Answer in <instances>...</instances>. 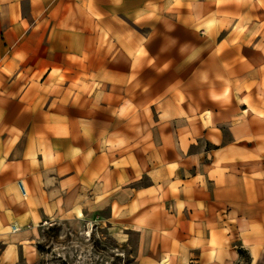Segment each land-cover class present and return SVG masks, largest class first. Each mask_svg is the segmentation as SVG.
Instances as JSON below:
<instances>
[{"label": "crops", "instance_id": "obj_1", "mask_svg": "<svg viewBox=\"0 0 264 264\" xmlns=\"http://www.w3.org/2000/svg\"><path fill=\"white\" fill-rule=\"evenodd\" d=\"M61 216L264 264V0H0V244Z\"/></svg>", "mask_w": 264, "mask_h": 264}, {"label": "rangeland", "instance_id": "obj_2", "mask_svg": "<svg viewBox=\"0 0 264 264\" xmlns=\"http://www.w3.org/2000/svg\"><path fill=\"white\" fill-rule=\"evenodd\" d=\"M38 225L31 246L14 250L13 256L0 244V264H135L134 233H115L102 223L73 216Z\"/></svg>", "mask_w": 264, "mask_h": 264}, {"label": "built area", "instance_id": "obj_3", "mask_svg": "<svg viewBox=\"0 0 264 264\" xmlns=\"http://www.w3.org/2000/svg\"><path fill=\"white\" fill-rule=\"evenodd\" d=\"M17 187H18V190H19L20 194H21L22 196H26V194H27V193H26V190H25V188H24V186H23V184H22V182H21L20 180L17 181ZM11 230H12V231L17 230V227H16L15 224H12V225H11Z\"/></svg>", "mask_w": 264, "mask_h": 264}, {"label": "bare ground", "instance_id": "obj_4", "mask_svg": "<svg viewBox=\"0 0 264 264\" xmlns=\"http://www.w3.org/2000/svg\"><path fill=\"white\" fill-rule=\"evenodd\" d=\"M86 235H88L89 233H85Z\"/></svg>", "mask_w": 264, "mask_h": 264}]
</instances>
